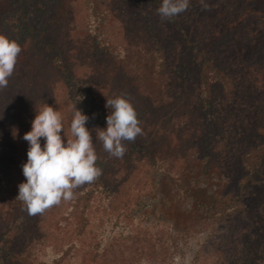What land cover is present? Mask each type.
I'll list each match as a JSON object with an SVG mask.
<instances>
[{
  "label": "rangeland",
  "instance_id": "obj_1",
  "mask_svg": "<svg viewBox=\"0 0 264 264\" xmlns=\"http://www.w3.org/2000/svg\"><path fill=\"white\" fill-rule=\"evenodd\" d=\"M206 3L190 0L188 12L162 20L141 0H0V34L22 49L0 90V242L17 222L14 239L35 242L46 263L264 264V185L231 215L207 209L257 161L249 153L264 132V0ZM119 95L143 135L118 159L96 134L111 112L106 99ZM78 96L102 175L31 216L16 199L23 136L45 103L61 112L63 139ZM255 153L264 163V150ZM0 264L17 263L1 253Z\"/></svg>",
  "mask_w": 264,
  "mask_h": 264
},
{
  "label": "clouds",
  "instance_id": "obj_2",
  "mask_svg": "<svg viewBox=\"0 0 264 264\" xmlns=\"http://www.w3.org/2000/svg\"><path fill=\"white\" fill-rule=\"evenodd\" d=\"M200 5L209 10L206 0H200ZM189 7L190 0H162L157 13L162 20H170ZM21 51L15 40L0 34V90L8 86ZM78 97L72 104L68 134L63 139L61 112L45 103L36 109L31 130L23 136L29 144L27 161L22 165L26 181L18 185L16 199L31 216L72 201L75 190L95 182L102 175V169L96 163L98 156L92 135L85 127L89 117L75 107V103L83 99ZM106 107L111 109L106 117V128L97 129L96 135L105 152L111 157L123 158L127 152L126 142H134L143 135L141 122L124 95L106 99ZM41 138L44 139L43 149Z\"/></svg>",
  "mask_w": 264,
  "mask_h": 264
},
{
  "label": "trees",
  "instance_id": "obj_3",
  "mask_svg": "<svg viewBox=\"0 0 264 264\" xmlns=\"http://www.w3.org/2000/svg\"><path fill=\"white\" fill-rule=\"evenodd\" d=\"M141 1L146 2V5H145L146 7L155 9L156 11L160 7L161 2H162V0H141ZM189 10L190 8H188L185 12H188ZM192 45L194 47L197 46L194 43ZM200 52L201 51L199 50L197 51L196 53L197 57L198 55L200 56ZM161 65H160V68L161 67L165 68V65L163 63ZM159 75L160 77H163V76L166 77V74L164 73H161V74L159 73ZM198 77L202 82V70L198 71ZM192 92L194 93V91ZM87 104L89 103L87 102ZM151 106L153 105H150V103H147V102L144 103L142 110L145 115H148L149 112H151L152 110ZM157 106L158 105L154 107H157ZM164 143L167 144V146L171 147L170 143H167V141H164ZM174 145L172 147H174ZM263 148H264V132H263V136L260 138V141H258L257 143L256 149L250 150L251 152L249 153L252 155L253 158H256L257 160L254 163H252V168L248 169V172L249 174H251V176L249 175V177L244 182L240 183L237 186V188L233 190L228 189L227 191H224L223 189H218L217 191H214V194L211 195L210 203L207 205L208 210H212L213 212L218 213L220 215H226V216L231 215L232 213H234L235 211L239 210L242 207L243 200L246 198L248 193L264 185V174H263L264 168L262 169L263 171H262V174L259 175V178L255 177V172L257 171L255 169L259 165H260V168L264 167V163L260 164L261 163L260 159L263 153L257 154L255 153V151H258L260 149L264 150ZM4 162H5V156L3 155V153H0L1 166H4L3 165ZM5 189H8L7 184L0 183V205H3L6 203V199L3 194ZM13 228H15L17 232L16 233L11 232L4 241L0 242V254L5 253L6 256L10 257L11 260L16 261L17 264H54L52 262L46 263V262L37 260L38 255L36 256V254L39 250L36 247L35 242L32 243V242H28L25 240V243H27V245L26 247H22L21 240L23 239H20L17 241L14 239V237L18 234V231L21 229V225L16 222L13 224ZM16 244H18L19 246H16ZM111 263L115 264L113 262Z\"/></svg>",
  "mask_w": 264,
  "mask_h": 264
}]
</instances>
